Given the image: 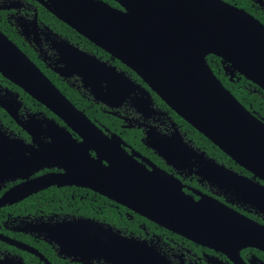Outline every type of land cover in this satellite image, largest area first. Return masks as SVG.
Returning a JSON list of instances; mask_svg holds the SVG:
<instances>
[{
  "label": "flooded vegetation",
  "instance_id": "flooded-vegetation-1",
  "mask_svg": "<svg viewBox=\"0 0 264 264\" xmlns=\"http://www.w3.org/2000/svg\"><path fill=\"white\" fill-rule=\"evenodd\" d=\"M223 1L264 25V0ZM51 17L58 19L39 0H0V32L100 131L83 142L0 72V264H264V250L256 246L197 242L110 197L106 186L58 177L68 163L81 170L87 157L108 165L113 149L119 151L113 161L124 150L148 171L165 173L192 200L222 203L264 225L263 180L195 131L120 60ZM86 54L129 80L98 71ZM218 61L227 80L243 77ZM46 174L57 175V182L4 200L12 187ZM93 177L101 183L100 174ZM71 234H85L90 243L83 259L61 250L59 241Z\"/></svg>",
  "mask_w": 264,
  "mask_h": 264
},
{
  "label": "water",
  "instance_id": "water-1",
  "mask_svg": "<svg viewBox=\"0 0 264 264\" xmlns=\"http://www.w3.org/2000/svg\"><path fill=\"white\" fill-rule=\"evenodd\" d=\"M39 1L129 67L186 122L264 181V120L221 83L206 59L209 54L219 57L231 75L237 72L264 90V25L258 19L223 0H114L122 9L102 0ZM86 55L98 71L129 80ZM0 72L61 117L83 142L93 140L100 131L1 32ZM112 155L119 151L113 149ZM110 158L104 165L86 157L81 170L68 163L58 177L96 189L106 186L110 197L197 242L210 246L233 242L264 250V225L222 203L192 200L165 173L148 171L124 150L121 158ZM93 173L101 175V183ZM56 176L30 179L9 189L3 198L32 194L56 183ZM85 236L71 234L70 240L59 241L61 250L83 259L90 244Z\"/></svg>",
  "mask_w": 264,
  "mask_h": 264
},
{
  "label": "trees",
  "instance_id": "trees-1",
  "mask_svg": "<svg viewBox=\"0 0 264 264\" xmlns=\"http://www.w3.org/2000/svg\"><path fill=\"white\" fill-rule=\"evenodd\" d=\"M106 1L111 5L117 6V4L112 0ZM51 18L53 21L60 23L61 25L73 31L75 34H78L76 31L71 29L62 21L58 20L56 17ZM207 61L213 72L222 79L224 85L237 97V99L247 108H249L257 117L264 119V91L244 77H241L237 81L227 80V78L223 76V73L220 70L218 57L209 54L207 55Z\"/></svg>",
  "mask_w": 264,
  "mask_h": 264
}]
</instances>
